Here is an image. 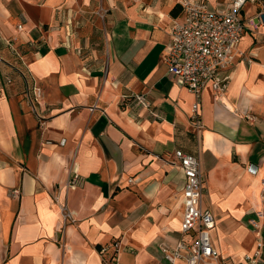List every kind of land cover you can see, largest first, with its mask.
Segmentation results:
<instances>
[{"label": "crops", "instance_id": "crops-1", "mask_svg": "<svg viewBox=\"0 0 264 264\" xmlns=\"http://www.w3.org/2000/svg\"><path fill=\"white\" fill-rule=\"evenodd\" d=\"M180 1L0 0V264H106L113 243L119 264H169L161 248L184 213L176 150L200 162L225 264L264 243V22L221 73L227 91L203 92L197 130V98L163 60Z\"/></svg>", "mask_w": 264, "mask_h": 264}, {"label": "built area", "instance_id": "built-area-1", "mask_svg": "<svg viewBox=\"0 0 264 264\" xmlns=\"http://www.w3.org/2000/svg\"><path fill=\"white\" fill-rule=\"evenodd\" d=\"M256 2L264 6V2L259 0H229L227 10L219 13L210 10L203 0L180 1L183 19L173 24L163 60L168 74L176 77L197 98L191 115V122L197 130L202 129L200 101L203 92L209 87L216 96L227 91L228 78H222L221 73L233 67L237 57L242 55L237 47L246 27L256 30L264 22L263 12L247 22L241 17L246 4ZM32 93L35 102L39 103L41 89L34 87ZM136 99L147 106L144 96L139 95ZM174 158L173 165H177L184 175V213L181 238L175 245L162 246L164 257L169 264H225L221 252L212 242V232L216 228L215 216L202 205L204 188L200 162L197 157L182 150H176ZM253 225L256 229L261 228L256 221H253ZM109 250L112 255L106 264H119V244L104 247L101 254ZM263 250L264 243L259 240L256 249L246 255L247 264H264Z\"/></svg>", "mask_w": 264, "mask_h": 264}]
</instances>
